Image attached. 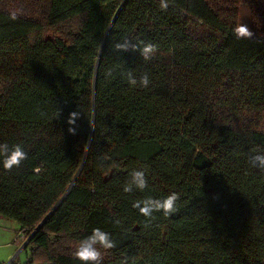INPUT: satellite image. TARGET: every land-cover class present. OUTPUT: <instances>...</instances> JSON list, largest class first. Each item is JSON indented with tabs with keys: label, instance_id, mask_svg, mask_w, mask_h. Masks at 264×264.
<instances>
[{
	"label": "trees",
	"instance_id": "16d2710c",
	"mask_svg": "<svg viewBox=\"0 0 264 264\" xmlns=\"http://www.w3.org/2000/svg\"><path fill=\"white\" fill-rule=\"evenodd\" d=\"M240 1L0 0V143L28 154L11 171L0 157V217L26 238L23 264H81L94 228L116 243L103 264H264L249 162L264 150V0H250L251 39L233 33ZM124 38L158 50L115 51ZM141 168L147 189L125 193ZM171 192L170 217L132 207Z\"/></svg>",
	"mask_w": 264,
	"mask_h": 264
},
{
	"label": "clouds",
	"instance_id": "9594fccd",
	"mask_svg": "<svg viewBox=\"0 0 264 264\" xmlns=\"http://www.w3.org/2000/svg\"><path fill=\"white\" fill-rule=\"evenodd\" d=\"M170 0H159V7L163 11H167L169 8ZM12 20L17 19L16 14H12L10 17ZM233 33L237 39H251L254 36L253 31L246 24H238ZM113 49L117 52L138 51L145 61H151L157 52V45L138 41L132 42L128 38H124L121 41L113 44ZM111 69L108 70L107 75L111 76ZM126 80L131 87L147 88L150 84L149 75L144 73L138 78L129 70L126 73ZM78 113H70L69 123L75 122V118L78 117ZM70 132L74 129H69ZM0 157H2L3 168L11 171L14 167L18 168L23 161L28 158L27 152L17 143L9 146L8 143H0ZM249 162L252 167L258 169L264 173V150H253L249 156ZM147 169H133L129 173V179L123 186L125 193H132L134 191L143 192L148 187V177L146 175ZM180 196L177 192H171L164 198L146 197L143 199L135 200L132 204L134 209H137L139 213L148 218L154 219L155 213H162L164 217H170L178 211L177 201ZM116 247L115 241L112 239L111 234L103 231L100 228H94L91 234L83 238L76 245L74 250V257L81 262V264H103L104 252ZM102 250H104L102 252ZM121 264H128L127 258L122 260Z\"/></svg>",
	"mask_w": 264,
	"mask_h": 264
},
{
	"label": "rangeland",
	"instance_id": "374dc122",
	"mask_svg": "<svg viewBox=\"0 0 264 264\" xmlns=\"http://www.w3.org/2000/svg\"><path fill=\"white\" fill-rule=\"evenodd\" d=\"M237 6V25L246 24L253 33L261 31L262 25L255 20L257 15L251 8L250 0L240 1ZM3 223H0V264H23L28 259L30 248H24L25 238L21 234L18 236V225L15 221L12 220L8 224L10 226Z\"/></svg>",
	"mask_w": 264,
	"mask_h": 264
},
{
	"label": "crops",
	"instance_id": "0c3cea01",
	"mask_svg": "<svg viewBox=\"0 0 264 264\" xmlns=\"http://www.w3.org/2000/svg\"><path fill=\"white\" fill-rule=\"evenodd\" d=\"M3 222H6L7 226H10V225H8V224H11L12 220L5 219V218L0 217V223L2 224ZM3 224H4V223H3Z\"/></svg>",
	"mask_w": 264,
	"mask_h": 264
},
{
	"label": "built area",
	"instance_id": "2783aa9c",
	"mask_svg": "<svg viewBox=\"0 0 264 264\" xmlns=\"http://www.w3.org/2000/svg\"><path fill=\"white\" fill-rule=\"evenodd\" d=\"M19 234H20V232H18V236H20ZM21 235H22V234H21ZM22 236H23V235H22ZM23 238H24V236H23ZM25 241H26V238H25Z\"/></svg>",
	"mask_w": 264,
	"mask_h": 264
}]
</instances>
